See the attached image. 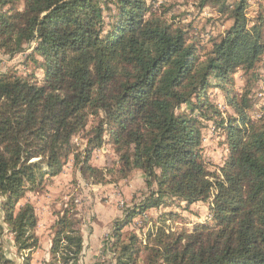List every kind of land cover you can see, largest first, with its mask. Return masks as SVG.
I'll return each mask as SVG.
<instances>
[{
    "label": "trees",
    "instance_id": "1",
    "mask_svg": "<svg viewBox=\"0 0 264 264\" xmlns=\"http://www.w3.org/2000/svg\"><path fill=\"white\" fill-rule=\"evenodd\" d=\"M208 5L233 24L202 53L199 38L147 0H0V51L14 56L33 45L27 61L45 59L43 78L0 73V264H33L39 216L21 200L62 171L72 137L91 120L89 144L100 146L107 133L119 153L107 171L141 170L156 184L139 213L165 196L212 210V221L193 230L167 232L162 219L149 231L141 264H264V106L251 118L250 95L234 88L238 71L264 61V13L250 28L247 0H198ZM212 85L235 116L223 117ZM211 119L226 130L229 147L214 171L201 147L202 120ZM81 162L91 174L104 173L89 156ZM73 211L70 203L56 212L46 264H80L83 237ZM135 213L115 225L114 264H138L141 241L124 230ZM7 228L20 263L5 250Z\"/></svg>",
    "mask_w": 264,
    "mask_h": 264
},
{
    "label": "rangeland",
    "instance_id": "2",
    "mask_svg": "<svg viewBox=\"0 0 264 264\" xmlns=\"http://www.w3.org/2000/svg\"><path fill=\"white\" fill-rule=\"evenodd\" d=\"M247 1L249 6L246 12L251 28L257 20L258 13H264V0ZM147 2L154 11L167 10L168 18L186 27L191 39L199 38L203 44L202 53L211 48L212 39L219 40L233 24L229 13L220 12L218 8L209 5L200 8L198 0H147ZM104 12L107 14L108 10L105 9ZM32 49L33 45H30L26 51L14 56L0 51V73L36 74L38 78H43L44 57L35 55V59L27 61V54ZM211 81L213 84L216 82L213 78ZM234 88L239 97L243 93L250 95L252 101V107L248 111L250 117L253 119L260 117L264 106V61L258 63L249 73L238 71L234 75ZM208 93L213 102L220 107L223 117L235 116L221 88L212 85ZM182 109L192 111L194 108L192 105H184ZM193 114L198 116L199 111L195 109ZM202 121L201 147L207 161L210 162V168L214 171L224 165L229 155L226 130L215 120ZM92 122L91 120L86 129L72 137L74 148L66 157L62 171L48 178L43 188L28 192L21 200V204L32 202L39 216L37 235L40 246L33 253V264L49 262L52 224L57 219L56 212L70 203L73 204V210L79 221L78 227L83 237L80 264L115 263V253L109 247L113 230L115 225L124 222L128 213L133 210H136V213L130 218L124 230H127V233L137 234L141 241L138 264L143 263L146 256L145 243H147L149 231H156L162 219L165 220L167 232L193 230L200 224L212 221L213 213L209 203L197 201L189 204L176 196H165L159 206H151L143 210V213H139L150 192L157 190L156 184H149L147 176L141 170H133L127 176L107 171L106 169L119 160V153L113 138H110L107 133L100 146L89 144L88 139L94 133ZM87 156H89L90 165L103 169L102 175H94L84 170L85 166L81 160ZM3 200L4 198L0 196V223L2 224L4 223ZM2 240L7 254L20 263L21 259L8 228Z\"/></svg>",
    "mask_w": 264,
    "mask_h": 264
}]
</instances>
